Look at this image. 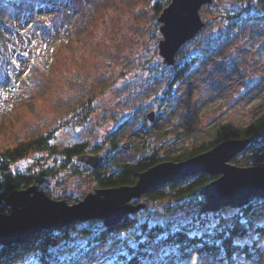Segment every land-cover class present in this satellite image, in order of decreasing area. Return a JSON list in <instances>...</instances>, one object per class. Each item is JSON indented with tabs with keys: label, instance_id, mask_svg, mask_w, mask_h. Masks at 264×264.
<instances>
[{
	"label": "rangeland",
	"instance_id": "rangeland-1",
	"mask_svg": "<svg viewBox=\"0 0 264 264\" xmlns=\"http://www.w3.org/2000/svg\"><path fill=\"white\" fill-rule=\"evenodd\" d=\"M170 2L0 0V45L5 46L0 49V149L55 128L58 148L86 142L88 155L110 157L107 164L103 160L98 164L99 170L110 172L151 147L160 156H173L211 140L222 124L243 126L260 115L264 111V8L259 1L213 0L203 5L200 14L205 26L180 48L175 65L167 66L159 54L163 35L158 16ZM156 4L161 9L157 13ZM198 55L203 57L187 75L171 83L179 63ZM88 98L95 105L89 119L80 125L67 124L74 108ZM151 111L153 120L148 118ZM124 142L128 148L121 147ZM60 155L35 152L11 167L48 172L38 187L58 199L68 201L74 196L80 201L97 188L90 175L92 165L76 156L71 158L74 163L61 168ZM231 162L264 164V148ZM140 201L150 204L149 215L143 218L153 223L172 221L171 225L186 215L197 216L202 205L174 209L176 201L170 197ZM261 201L251 216L253 224L264 219ZM139 231L127 234L137 238ZM85 241L79 234L72 242ZM57 247L52 264H89L94 255L87 250L86 258L79 259L76 252ZM260 254L253 259L256 264H264V251ZM30 260L32 264L38 259ZM91 264H99V259ZM199 264L205 263L199 260Z\"/></svg>",
	"mask_w": 264,
	"mask_h": 264
},
{
	"label": "trees",
	"instance_id": "trees-1",
	"mask_svg": "<svg viewBox=\"0 0 264 264\" xmlns=\"http://www.w3.org/2000/svg\"><path fill=\"white\" fill-rule=\"evenodd\" d=\"M258 1L259 4L264 7V0ZM7 4H9V6L12 5L10 1H6V5ZM155 9L156 13L161 10L157 4ZM1 44L3 45V42H1ZM199 57H201V55L185 59L183 62L179 63V66L175 68L171 83L184 78ZM94 110L95 105L91 98L81 101L74 108L71 121L67 124L80 125L85 123ZM53 129L55 128H52L45 133H40L32 138L19 140L13 146L0 149V213L10 212V207L6 204V198L13 191L26 189L33 186L34 183L38 187V185L42 184L43 179H45L43 177L44 174L48 173L38 171L32 173L26 170L15 169V167H11L15 161L24 159L35 152L46 151L50 155L57 153L61 154L60 156H62L63 164H60L59 167L63 168L67 167L70 163H74V160H71L72 157L79 156L82 158L84 154H87L85 153L87 149L86 142H75L70 146L58 148L54 143L55 137ZM229 138L251 139L249 145L241 151L240 155L249 151L258 152L262 150L264 148V111L243 126L234 127L222 124L214 131V137L211 140L203 141L190 150H184L173 156H160L157 148L151 147V150L140 153L134 160H127L118 163L110 172L99 170L98 167L100 164L94 167L87 162L86 163L92 167L90 175L97 188L132 185L135 184L141 172L160 161L169 159L180 161L191 155L194 156L202 153L218 142ZM117 146L118 143L116 142L114 147ZM103 161L107 164L110 161V157L105 156ZM211 179H213L212 176L204 173L189 176L179 183H167L162 188L148 190L141 198L133 199L132 201L137 204L138 202H142L140 201L141 199H144L147 202H155L164 199L165 197H170L176 201L174 209H179L186 205L198 206L204 202V197L200 194V190ZM38 189L43 190L40 187H38ZM44 192L51 198L58 199L50 192ZM78 200V198L70 196L68 197L67 202L75 203ZM260 200L259 197H256L249 202L247 206L239 209L249 219L250 226H254L255 224H253L251 216ZM149 206V203L147 204L144 202L143 207L136 209L134 212L127 213L119 223L112 226H105L103 222L94 226L90 223H84L85 221H76V223H71L67 227L59 229H42L25 242L14 243L8 246L0 244V264H15L16 262L30 264V258L35 256L38 260H34L32 264H52L51 255L55 250L59 249L57 246H61L64 249L62 251L76 252L78 256L77 258L79 259L86 258L87 250H89V248L95 249L97 244H104L108 241L117 242L121 239L120 233H127L129 230L134 233L135 229L140 230L141 224L144 225L145 233L150 237L151 241L161 229L156 227L149 230L148 217L143 218V215H149ZM221 213L222 212L220 211L215 212V214ZM204 214L207 213L198 212L197 216H202ZM98 220V218H93L87 221L97 223ZM238 221L239 217L237 216L234 221L235 226L230 229L231 236L224 239L223 247L226 250V256L223 259H218L220 249L210 243L212 240L222 239V233L218 232L214 237H209L206 234L202 239L197 238L190 240L186 239L183 234L170 237V243L180 242L182 244L181 255L179 257L180 264H190L193 256L198 257L199 260L205 264H234L231 259L234 252L246 254V264H254L253 259L259 258V252L264 251V228L255 229V231L259 232L260 239L254 241L251 248H235L232 244L233 239L243 238L248 235V230L243 225L239 224ZM170 223H172V221H168L167 223L161 222L160 224H167L168 227L171 228ZM93 227H95V229ZM226 231H228V229H226ZM79 234L86 238L84 244L72 242L73 236L75 237ZM135 236L138 240L139 236L137 234ZM201 243H203V247H197V245ZM143 247L144 245H141V248ZM186 249H191V251H187ZM175 260L176 257L172 255L165 257L163 262L157 261V264H175ZM71 261L72 258L69 259L68 262ZM113 264H125V258L118 257ZM130 264H140L139 256H134L130 261Z\"/></svg>",
	"mask_w": 264,
	"mask_h": 264
},
{
	"label": "water",
	"instance_id": "water-1",
	"mask_svg": "<svg viewBox=\"0 0 264 264\" xmlns=\"http://www.w3.org/2000/svg\"><path fill=\"white\" fill-rule=\"evenodd\" d=\"M210 0H172L163 10L159 20L164 38L159 42L164 62H175L179 47L202 28L199 14L201 5ZM150 120L154 112L148 113ZM250 139L229 138L210 149L182 161H161L141 172L135 184L96 188L84 199L69 203L53 199L36 185L13 191L7 198L9 213H0V244L8 246L28 241L42 229L61 228L76 220L103 219L106 226L119 223L127 213L143 207L132 200L141 198L171 180L204 172L215 176L201 189L206 196L202 212L218 211L224 206L242 207L253 196L264 197V165L238 166L230 160L242 151ZM129 147V143H123ZM82 159L96 167L101 156L84 154Z\"/></svg>",
	"mask_w": 264,
	"mask_h": 264
},
{
	"label": "snow or ice",
	"instance_id": "snow-or-ice-1",
	"mask_svg": "<svg viewBox=\"0 0 264 264\" xmlns=\"http://www.w3.org/2000/svg\"><path fill=\"white\" fill-rule=\"evenodd\" d=\"M260 208L264 211V201L260 202ZM239 217V224L243 225L248 230V235L245 238H235L232 241L233 247L244 249L251 248L253 242L260 239L259 232L255 229L264 228V219L259 220L254 226L249 225V219L239 210L233 209L231 212L221 214H204L202 216H185L176 223L171 225L160 224L159 222H149V230L159 227L161 231L154 239L145 233L144 225H140V231L137 233L139 239L130 238L127 233H120V241L117 245L116 241L112 244L104 243L97 244L95 249L89 248L94 252V255L89 258V264L92 261L99 259V264H113L118 257L125 258V264H130L134 256H139L140 264H157V261L163 262L165 257L174 255L176 257L175 264H180L179 257L181 255L182 244L180 242H169L170 237L183 234L186 239H202L206 234L209 237H214L217 233H222V239H215L210 243L220 249L218 259H223L226 256V250L223 247L224 239L231 236V231L235 225L236 217ZM228 229V231H226ZM141 245H144L141 248ZM115 246V247H114ZM203 247V243L197 245ZM191 251V249H186ZM131 252V254H130ZM246 254L234 252L232 261L234 264H246ZM190 264H199V258L193 256Z\"/></svg>",
	"mask_w": 264,
	"mask_h": 264
},
{
	"label": "bare ground",
	"instance_id": "bare-ground-1",
	"mask_svg": "<svg viewBox=\"0 0 264 264\" xmlns=\"http://www.w3.org/2000/svg\"><path fill=\"white\" fill-rule=\"evenodd\" d=\"M170 160V159H169ZM170 161H174V160H170ZM187 178V176H183L182 179ZM261 200H264V197H260Z\"/></svg>",
	"mask_w": 264,
	"mask_h": 264
}]
</instances>
